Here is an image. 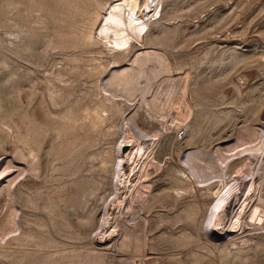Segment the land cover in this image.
Wrapping results in <instances>:
<instances>
[{"label": "rangeland", "instance_id": "obj_1", "mask_svg": "<svg viewBox=\"0 0 264 264\" xmlns=\"http://www.w3.org/2000/svg\"><path fill=\"white\" fill-rule=\"evenodd\" d=\"M115 1L0 0V264H264V216L251 218L264 206V136L250 132L264 130V0H160L148 38L122 55L96 39ZM155 52L169 72L151 57L140 75L135 58ZM122 69L136 83L110 86ZM184 88L192 115L176 129ZM130 120L171 129L148 177L118 192L114 149ZM193 150L214 163L195 189ZM252 178L239 227L209 230L212 205L240 184L237 211ZM117 192L124 204L99 236Z\"/></svg>", "mask_w": 264, "mask_h": 264}, {"label": "bare ground", "instance_id": "obj_2", "mask_svg": "<svg viewBox=\"0 0 264 264\" xmlns=\"http://www.w3.org/2000/svg\"><path fill=\"white\" fill-rule=\"evenodd\" d=\"M159 8H160V0H145L144 2L143 0H117L115 1L114 4H111L108 6V8L106 9L105 15L102 16L103 18L101 20L100 27L98 28L96 39L99 40L101 43H106L108 46H110L112 51H114L115 53L119 55L125 54L129 52L130 50H132V48L134 47V43H142L143 45L144 39L148 38L149 32L151 30L149 28V23H151L154 20L158 21L157 20V18H159L158 16H160L159 20L162 17V15L160 14L161 12ZM160 53L155 52L154 54L155 56H151V54H146V55L141 56V58L139 56L135 58L134 63L138 66L140 75L143 73V70L147 66L148 62L149 63L151 62L150 61L151 57H154L155 60L158 63H160L162 68H164L165 70H168L169 72L170 65H169V62L166 60L167 57H165L164 55ZM135 55H137V53L134 54L133 57H136ZM128 61L131 62V60H128ZM132 74L129 70L122 69L121 73L119 72L117 75H115L112 78L109 85L112 86L115 84L125 83V86H128L129 84V88H130V84L134 82L132 81L133 80ZM182 91H183L182 93L180 92L181 93L180 99H177L178 100L177 104L179 106L178 107L179 109L177 107H174L175 109L177 108L179 110V112L176 114L178 115L176 122H175L176 129L186 128L187 127L186 122L192 115V107L190 106L186 98V93H187L186 88H184ZM173 106H176V105H173ZM98 118L102 119L101 117H98ZM130 122H128L123 128L122 132H120V142L117 143L114 149L115 162L112 168V171H113L112 173H113L114 179H116V183H117L116 185H117L118 192L121 191V186H123V184H126V182L127 183L132 182L131 175L136 176L137 175L135 174L136 172L141 175V178L148 177L147 167L150 165V162L155 163V160H154L155 150L159 142L161 141L162 137L164 136V133L168 132L171 129V126H169L168 124H164V129L162 131L147 133V132L142 131L141 129H138L139 128L138 127L137 128L138 132H136L135 131L136 128L134 129L132 125L133 120H130ZM250 132L252 136L254 137V141L255 140L258 141L262 139V137L264 136L263 129L262 130L252 129L250 130ZM218 153L222 154V151L218 150ZM204 158H206V156H204L198 150H193L187 156L186 158L187 161L185 162V164L189 165L194 172L190 174L191 177L188 175L186 177V179H189L190 181L189 182L190 185L188 188L195 189L196 180L194 179L195 181H193L192 178L194 175H197V177L198 176L201 177L202 173L199 168L201 165H205L203 163L207 161ZM227 159L228 158L226 156L225 161ZM257 159L259 161V165L261 164L260 170L262 171L264 169L263 167L264 166V150H263V153L259 157H257ZM213 164H214L213 162L211 164L209 162V166ZM207 165H206V168H207ZM139 166H140V169L138 170ZM212 167L214 168V166H211V169ZM218 168H219L218 170H222L220 169L219 166ZM208 169H210V167ZM201 170L203 171V169ZM214 171H217V170H214ZM222 172H220L221 176H222ZM253 178L251 180L252 183L249 186L248 191L246 193V199L238 205L237 211L231 210L230 213H228L229 206H232L234 203L238 204L239 202V197L241 196L240 193L242 191L241 189L242 186L240 184L237 187H232L224 196L221 197L220 201L216 205L214 206L212 205L211 207L212 209L211 208L209 209V213H208L207 220H206L208 223L206 224V226L208 225L207 227L209 230L216 229V231L218 232L221 231L222 233H224L225 231L231 232L239 227L240 222H241V216L244 210V203L252 197L255 191L256 181ZM201 180L203 181V178H201ZM1 181H3V178L1 179ZM122 204H124L123 195L118 193L116 198L112 201V205H114L115 211L110 213V209H108L105 219L103 221V224L101 227L102 230L99 236L103 234V231H105L104 229L111 223V220H112L111 218L115 216L116 209L120 208ZM263 216H264V206L262 207L260 203L257 205L255 210L253 211L251 218L253 221L255 219L260 221L263 218Z\"/></svg>", "mask_w": 264, "mask_h": 264}, {"label": "water", "instance_id": "obj_3", "mask_svg": "<svg viewBox=\"0 0 264 264\" xmlns=\"http://www.w3.org/2000/svg\"><path fill=\"white\" fill-rule=\"evenodd\" d=\"M125 150H127V149H125Z\"/></svg>", "mask_w": 264, "mask_h": 264}]
</instances>
